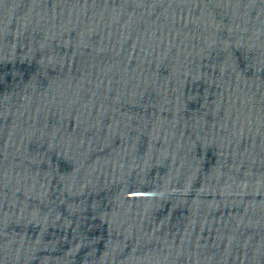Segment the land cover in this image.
<instances>
[{
  "label": "water",
  "instance_id": "obj_1",
  "mask_svg": "<svg viewBox=\"0 0 264 264\" xmlns=\"http://www.w3.org/2000/svg\"><path fill=\"white\" fill-rule=\"evenodd\" d=\"M0 264H264V0H0Z\"/></svg>",
  "mask_w": 264,
  "mask_h": 264
}]
</instances>
